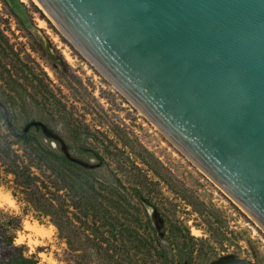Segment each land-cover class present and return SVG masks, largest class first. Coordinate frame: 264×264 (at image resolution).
<instances>
[{"label": "rangeland", "instance_id": "1", "mask_svg": "<svg viewBox=\"0 0 264 264\" xmlns=\"http://www.w3.org/2000/svg\"><path fill=\"white\" fill-rule=\"evenodd\" d=\"M20 1L30 29L0 0V142L11 144L39 188L67 211L74 223L72 235L81 242L71 251L51 218L32 207L0 161V264H14L20 253L37 264H206L228 254L264 264V234L256 220L169 140L34 0ZM62 61L67 65L63 71ZM32 120L47 129L39 124L24 130ZM22 130L35 136L39 147L21 139ZM36 150L63 153L84 167L66 164L57 171L84 196L87 215L71 205V193L48 167L58 162L49 155L45 165ZM105 220L128 230L113 236ZM178 229L184 239L176 235ZM92 232L110 237L117 247L107 253L95 246L89 239ZM140 236L159 240L166 257L127 242ZM111 253L115 262L107 259Z\"/></svg>", "mask_w": 264, "mask_h": 264}, {"label": "water", "instance_id": "2", "mask_svg": "<svg viewBox=\"0 0 264 264\" xmlns=\"http://www.w3.org/2000/svg\"><path fill=\"white\" fill-rule=\"evenodd\" d=\"M6 1L30 29L21 1ZM36 1L264 234V0Z\"/></svg>", "mask_w": 264, "mask_h": 264}, {"label": "trees", "instance_id": "3", "mask_svg": "<svg viewBox=\"0 0 264 264\" xmlns=\"http://www.w3.org/2000/svg\"><path fill=\"white\" fill-rule=\"evenodd\" d=\"M66 67H67L66 63L62 61L61 71H63V68H66ZM1 115H3L4 118L7 120V115L4 112H1ZM7 123H8V126L12 130L13 128L8 120H7ZM18 136L21 139H23L29 146H35V149L39 147L40 143L37 140V138L31 134H28L24 130H22L21 133L18 134ZM35 152L37 153V155H40L39 157L40 161L44 163L45 165H49L48 160H47V156L49 155L53 156V159L58 162L57 167L53 165L48 166V167H50V169L54 172V174L58 177V179L63 181L65 185L64 187H66L68 191L71 193V196H70L71 205L77 210L83 211L84 214L87 215L89 208L87 207L83 208L82 206V204L84 203L83 201L84 196H82L81 192L76 193L74 184L70 182H69L70 184H68V181L63 176V174H61L60 171H57L59 166H63L66 164H71L73 166L78 167L79 169H84V167L80 166L79 164L74 163L71 159H69L63 153L59 154L53 150L48 151V153L44 151L43 153H41V151H37V150ZM18 157L19 156L14 152L13 148H11L10 143L0 142V161L4 164L7 171L13 174L14 182L21 188L24 194V198L32 205V207L36 211L42 212L43 214L48 215L51 218L53 224L57 227L60 235L65 240L67 247L71 251L78 250L79 249L77 248L78 243L81 242V239L75 238L72 235L71 227H74V223L73 221L70 220L69 216L67 215V211L62 209L58 204L54 202L56 198L47 196V194L43 192L42 189L39 188V186L36 183V176L30 171L29 165H27L24 161H20ZM149 165L151 169L158 176H160L162 179H166L164 174L160 172L155 166H153L152 164H149ZM58 189L59 188H57V190ZM180 191H181L180 193L182 194V196H185V193L183 192V190L181 189ZM87 201L89 202L90 199L88 198ZM190 203L194 205L193 202H190ZM202 205L204 206V204ZM198 211H202V210H198ZM20 225H21V221L19 220L16 227H20ZM103 225L108 228L107 231L113 236L118 235L120 232L124 230H128V227L123 228L122 226H117V224H115L114 222L108 221V220L107 221L105 220ZM91 231L93 230L91 229ZM177 231L179 235L178 234L176 235L184 239L185 234L179 229ZM92 234H93L92 238H89V236L87 237L91 239V241L94 243L95 246L97 245L98 247H104L107 253H109V251L113 252V250L117 247V244L110 237L104 236V234L102 233L98 234V232H92ZM127 242L128 243L130 242L133 245H137L138 247L147 248L148 250L154 249L156 253L155 255L159 258L166 257L165 255L161 254L162 245L160 244V241L156 240L154 237L140 236L136 239L127 240ZM76 256H80V254H76ZM224 256H235V255L228 254ZM107 257H108L107 258L108 261L115 262V258L112 255V253L111 255L107 254ZM14 264H37V262L23 255L22 253H20L19 256L16 259H14ZM84 264H88V263H84Z\"/></svg>", "mask_w": 264, "mask_h": 264}, {"label": "bare ground", "instance_id": "4", "mask_svg": "<svg viewBox=\"0 0 264 264\" xmlns=\"http://www.w3.org/2000/svg\"><path fill=\"white\" fill-rule=\"evenodd\" d=\"M39 6H40V4L36 1V0H34ZM41 7V6H40ZM42 8V7H41ZM43 9V8H42ZM44 10V9H43ZM45 11V10H44ZM46 13V12H45ZM46 15L48 16V17H50L47 13H46ZM51 18V17H50ZM52 20V19H51ZM54 22V21H53ZM55 23V22H54ZM56 25V24H55ZM30 27V26H29ZM60 29V28H59ZM64 34V33H63ZM30 228V227H29ZM194 233L195 234H197V232H195L194 231Z\"/></svg>", "mask_w": 264, "mask_h": 264}]
</instances>
